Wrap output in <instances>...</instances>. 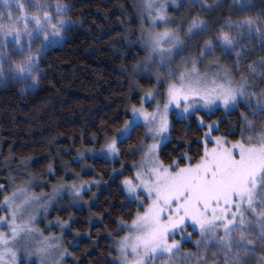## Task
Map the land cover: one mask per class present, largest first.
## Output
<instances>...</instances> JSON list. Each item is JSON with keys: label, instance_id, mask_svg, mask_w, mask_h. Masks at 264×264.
<instances>
[{"label": "snow or ice", "instance_id": "1", "mask_svg": "<svg viewBox=\"0 0 264 264\" xmlns=\"http://www.w3.org/2000/svg\"><path fill=\"white\" fill-rule=\"evenodd\" d=\"M238 7L244 11L252 4L249 0H239ZM70 8L64 0L54 3L48 0H0V77L14 73L18 79L31 80L33 86L38 84L43 51L63 39L74 24L66 15ZM145 8L149 14L152 9L156 12L151 17L153 27L147 31L144 42L145 48L150 50L147 59L154 61L158 54L160 62L155 66L162 68L171 64L172 52L183 47L181 28L177 25L163 31L155 30L158 21L168 23L166 0H160L159 7L155 6L154 0H145ZM260 17H264V9L257 16L229 20L216 30L212 39L204 41L205 50L200 53V59L186 61L183 70L168 67L164 72H157L158 84L163 83L165 76L172 78L163 93L166 96L163 105L157 103L152 112L143 104L133 105L131 118L123 127L116 129L110 137L105 133L106 142L99 150L101 155L118 154V142L129 139L140 126L141 119L149 126L146 135L150 134L153 139V143L146 146L144 171H137L135 178L123 181L128 194L139 202L143 211L138 210L130 223L121 220V225L129 231L116 241L120 252L117 264H148L149 260L160 257H167L162 264H210L208 253L213 247L218 252L212 253L211 264H248V257L255 254L257 245L264 250V89L254 91L249 79L259 76L264 81V56L259 59V67L256 62L248 65V76L241 72L239 81L233 77V69L240 68L249 51L243 41L258 36L264 44V21ZM210 30L209 22L199 16L193 18L187 28L189 34ZM37 41L40 47L34 50ZM9 46L22 59L13 60L12 52L7 50ZM217 47L223 56L235 57L232 68L214 58L208 61L207 68L215 71L202 72L200 60L209 54L215 56ZM157 94L160 93L147 92L145 99H154ZM241 104L247 109L240 113L242 123L230 129L228 135L212 136L214 131H219L223 117L205 123L204 116L198 115L204 111L206 115L222 112L226 116ZM173 105L179 109L178 118L196 116L198 127L207 131L195 142V149L191 141L182 142L187 150L180 151L175 159L170 157L171 162L165 164L159 153L166 142H170L174 129L169 120ZM228 123L233 122L229 120ZM236 131L240 133L239 139L230 140L228 136H234ZM193 151L197 155H192ZM85 183L70 187L79 195ZM25 191L19 189L12 196L4 197L11 218L0 216V221L9 229L0 231V264H17V249L13 245L30 231L27 221L17 223L20 205L15 204V198ZM24 202L27 203V199ZM67 225L64 221L61 227ZM189 226L200 233V238L195 241L199 251L185 253L183 244L192 235L187 232ZM44 251L46 248L38 250ZM257 264H264V251Z\"/></svg>", "mask_w": 264, "mask_h": 264}, {"label": "trees", "instance_id": "2", "mask_svg": "<svg viewBox=\"0 0 264 264\" xmlns=\"http://www.w3.org/2000/svg\"><path fill=\"white\" fill-rule=\"evenodd\" d=\"M142 1L64 0L71 5L66 15L74 24L61 43L43 51L39 83L33 86L31 80L12 75L0 78V188H4L0 197L27 186L39 193L51 192V185L71 182L76 176L101 182V187L96 185L84 193L85 198H94L92 205L79 208L69 201L65 208L55 210L59 222L67 221L72 230L65 235L70 254L65 258L66 264H117L112 238L118 234L121 220L130 221L142 210L119 182L125 175H133L132 164L138 158V147L146 134L144 126L137 127L129 139L119 143V159L110 161L88 154V149L104 145L105 133L110 137L123 127L131 106L140 103V91L155 85L154 80L135 70L147 52L142 30L150 24V15ZM172 2H167L170 5L167 12L182 31L197 16L209 22L210 31L193 36L184 32L187 49L197 55L205 50L204 41L212 39L220 26L229 20L257 16L264 9V0H249L252 7L244 11L238 7L239 0ZM159 5L158 0L155 6ZM260 19L264 21V17ZM243 43L249 50L247 57L239 69H233V75L239 79L241 72L248 76L249 64L256 62L259 67V59L264 56V44L258 36ZM215 53L218 57L222 55L219 47ZM12 58L22 59L18 54ZM234 59V56L226 57V66L232 68ZM249 79L254 91L264 89V81L259 76ZM242 111H247L243 104L226 116L222 112L206 115L201 111V114L205 123L223 117L219 131H214L212 136L228 135L230 129L242 123ZM229 120L233 122L231 125ZM205 131L206 128L198 127L196 116L175 119L170 142L161 152L164 162L170 163V157L175 159L180 151L187 150L184 141H191L195 149V142ZM239 136L236 131L228 138L235 140ZM191 154L197 155L196 151ZM121 169L122 174L116 173ZM188 228L187 232L192 235L183 244V251L197 252L195 241L200 233L192 226ZM75 239L79 246L70 243ZM262 251L257 245L255 254L248 257V264H257ZM213 252L218 249L209 250L210 264ZM20 263L37 264L35 260L27 263L24 259Z\"/></svg>", "mask_w": 264, "mask_h": 264}, {"label": "rangeland", "instance_id": "3", "mask_svg": "<svg viewBox=\"0 0 264 264\" xmlns=\"http://www.w3.org/2000/svg\"><path fill=\"white\" fill-rule=\"evenodd\" d=\"M157 1L158 0H154L155 5ZM166 2H171V0H166ZM51 3H54V2H51ZM174 3L175 2H172V4ZM142 5L144 9L146 10V13L149 14V10L145 8V0L142 1ZM169 7L170 5H167V10ZM29 10L34 11V9H29ZM153 10L154 9H152L151 14H149L150 24L142 32L144 42L147 39V31L153 27L151 23V17L156 15V12L154 13ZM167 16H168V23L165 24L163 21H158L154 26L155 30L163 31L165 28H176L177 27L173 23V18L170 14H168V12H167ZM185 27L186 28L183 31H182V27H180L181 37H182V40L184 41L183 47L176 49L172 52L170 65H165L162 68H157L155 64H159L160 57L158 54H155L154 61L148 60L147 56L150 54L149 48H146L147 52L144 58L140 59L138 63L135 65V70L138 74L140 75L143 74L155 81V85L147 87L146 89L140 91V94H139L140 103L134 104L135 106L139 107L141 104H143L144 107L149 112H152L155 110L157 103H160L162 106L163 103L166 101V96L163 93L166 91L168 81L172 78L165 76L163 83L158 84L156 80L157 72H164L166 71L168 67L181 68V70H183L184 63L186 61L190 62L192 59H200V54L199 55L194 54L187 49L189 46L186 44L187 38L184 36V32L188 34L187 36H193L196 33L189 34L187 32L188 25ZM63 39H61L58 43H61ZM25 47H27V45H25ZM39 47H40V42L37 41L33 45V49L35 50L36 48H39ZM7 50L12 52V56H14V54L19 55V53H17L13 49L12 46H9ZM214 58H219L223 65H227L226 56H223V54L221 55V57H218L217 53H215V56L209 54L203 57L202 60H200V63H201L200 70L202 72L203 71H215V69L207 68L208 61ZM5 68L8 69V65H5ZM12 76L16 78L14 73L12 74ZM233 77L237 81L240 80L234 75ZM0 78L4 79L5 77H0ZM29 86L30 85H28V87ZM150 91L158 92L160 94H157L154 99L153 98L145 99L146 93ZM178 111L179 109H176L175 105L171 106L169 110V120L171 121L173 125H174L175 119H188L191 117V116H185L184 118H178L177 116ZM198 115L202 116L201 112H199ZM130 118H131V108H130V116L128 119ZM204 122H206L205 118H204ZM140 126H144V128L146 129V134L149 132V126L145 125L142 119L140 121ZM146 134L144 133V139L141 142V146L138 147L139 149L138 158L136 162L132 164V168L134 169L133 175L131 176L125 175L122 178V180L119 182V184L122 186V188L125 189L126 192H127L126 186L123 184V181L125 180V178H135L136 172L144 171V165L147 163V160L145 158V153L147 152L146 146L152 144L153 139L150 134L149 135H146ZM219 135H222V134H217L214 136H219ZM167 143L168 142H166V144ZM209 146L211 147V143L209 144ZM118 147H119V142H118ZM100 149L101 147L95 148L96 150L95 152L89 151L88 154L91 157H102L103 159L110 160V161H115L120 158V152L115 155L111 153H105L101 155L99 152ZM162 149L159 153V158L160 160L164 162V160L162 159V155H161ZM165 164H168V163H165ZM148 166L151 167L150 164ZM123 171L124 170L121 169V170L116 171V173L122 174ZM76 177L77 179L71 182L69 181L60 182L59 181L57 184L51 185V186L48 183H45V185L47 184V186H50L51 192L48 191L49 193L45 191L39 193L33 190L32 187H28V186L22 187V189H25L26 191L23 192L22 194L18 193L17 197L15 198V204L20 205V207L17 209V214H18L17 223H23L27 221L30 231L26 232L23 238L20 239L18 243L13 245V247L17 249V264H21L20 261L22 259L26 260L27 263L35 260L37 264H66L65 258L67 255L69 256L70 254L68 252L67 245L65 244L66 243L65 235L71 234L72 230L69 225L61 227L64 221L59 222L60 221L59 217H55L56 215L55 210L65 208L68 205L69 201L71 205L75 207H79V208L85 207L86 208L92 205L94 198L92 197L85 198L84 197L85 191L87 192L88 190H91L92 188H96L95 187L96 185L101 187V182L99 181H96V180L88 181L84 178H80L79 176H76ZM84 182H87V183H85V186L82 189L81 193L79 195H76L70 186L72 184L80 185ZM44 188H46V186H44ZM0 191L1 192L4 191V188H0ZM14 192L15 190L7 196H12ZM141 195H143V193H141ZM33 197H39V199L37 200V199H34ZM129 197L134 198L130 195ZM26 199H27V203L24 202ZM139 211H143V209ZM5 215H8L9 218H11V210L5 207L4 198L0 197V216H5ZM125 222L130 223L131 220L125 221ZM0 231H5V232L9 231L5 222L3 221H0ZM128 231L129 229L127 227H123L120 223L118 234L112 238V243L116 251V261L117 262L120 257V252L118 250L116 241H118L120 238L125 236L128 233ZM176 239H179V237L177 236ZM77 242L78 241H76L75 239L74 241H71L70 243L75 245V243ZM41 248H46V251H44L43 253L38 252V250ZM65 250H67L66 253H65ZM61 253H65V254L62 256ZM129 258L131 259L132 257L130 256ZM166 258L167 257H160L158 260H155V261L149 260L148 264H162V261H164Z\"/></svg>", "mask_w": 264, "mask_h": 264}]
</instances>
